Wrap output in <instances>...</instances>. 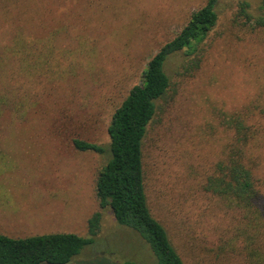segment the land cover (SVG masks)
<instances>
[{
	"label": "rangeland",
	"instance_id": "374dc122",
	"mask_svg": "<svg viewBox=\"0 0 264 264\" xmlns=\"http://www.w3.org/2000/svg\"><path fill=\"white\" fill-rule=\"evenodd\" d=\"M244 1L253 19L264 16V0H221L193 77L175 74L183 54L168 62L174 97L161 102L144 141L151 212L186 264H264V223L250 257L238 210L203 189L231 138L223 117L243 113L258 131L250 153L264 212V27L238 17ZM206 2L0 0L1 233L88 237L100 212L95 242L69 264H155L139 234L99 205L106 157L74 141L108 145L112 115L150 59Z\"/></svg>",
	"mask_w": 264,
	"mask_h": 264
},
{
	"label": "trees",
	"instance_id": "16d2710c",
	"mask_svg": "<svg viewBox=\"0 0 264 264\" xmlns=\"http://www.w3.org/2000/svg\"><path fill=\"white\" fill-rule=\"evenodd\" d=\"M220 3L221 0H207L203 7L191 14L188 23L177 35L150 59L140 83L130 90L112 115L108 145L78 139L74 141L76 149L93 151L106 157L96 181L99 205L101 209H111L119 225L139 234L149 246L155 264L186 263L171 243L166 228L151 212L143 161L144 141L161 102L170 103L174 97L171 95L174 82L167 70L168 62L183 54L185 61L175 74L188 78L199 71L206 42L219 21ZM249 9L248 2H241L238 17L246 24L254 21L255 26L264 27V16L253 19ZM26 46L23 51H27ZM30 46L34 45L30 43ZM30 54L33 52L30 51ZM222 124L230 132L231 138L223 157L207 175L203 189L225 202L229 208L238 210L241 220L246 223V229L241 231L242 242L250 250L251 257V244L260 240L264 223V212L260 209L263 195L254 173L256 161L250 153V147L258 138V131L240 112L225 115ZM101 220L100 212L89 219L88 237L52 233L12 238L0 232V264H69L87 245L95 242ZM121 264L139 263L126 260Z\"/></svg>",
	"mask_w": 264,
	"mask_h": 264
}]
</instances>
